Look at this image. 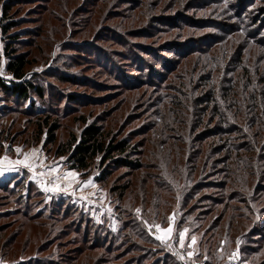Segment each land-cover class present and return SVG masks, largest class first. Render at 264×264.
I'll return each instance as SVG.
<instances>
[{
	"label": "rangeland",
	"instance_id": "rangeland-1",
	"mask_svg": "<svg viewBox=\"0 0 264 264\" xmlns=\"http://www.w3.org/2000/svg\"><path fill=\"white\" fill-rule=\"evenodd\" d=\"M5 1L0 0V14ZM64 1L25 0L12 8L11 16L19 18L21 28L10 33L21 32L24 28L33 31L31 42L16 45L18 51L25 52L34 63L26 79L42 74L46 78L43 84L48 89L54 87L57 90V97L47 94L45 102L52 98L57 105H53L54 109L48 113L31 115L25 112L26 105L11 103L7 110L5 103L0 102V157L7 156L15 161L36 149L40 158L35 169L5 163L3 168L6 170L0 171V184L8 185L7 189L0 188V225L3 229L0 242L11 241L10 245L6 243L5 249H0V264H251L250 260L255 261L253 264H264V255L256 254L261 237L255 235L261 233L264 214L257 217L258 223L256 221L255 227L245 235L241 229L231 238L223 237L228 220L222 214L229 216L231 210L224 208L221 212L223 205H220L222 207L219 206L218 211H211L208 204L220 200V195L227 198L233 194L214 187L195 190V179L202 174H196L192 182L193 176L183 175L179 168L177 175L170 173L165 165L175 164L176 152H170L168 148L172 145L174 150L181 142L177 135L172 136L173 133L163 126L178 122L174 118L180 110L172 103L161 104L158 109L152 106L156 100L153 94L162 76L166 79L170 74L166 71L177 59L178 52L192 51L190 60L178 62L179 69L187 63L184 65L186 72L192 70L200 76L210 70L223 72V76L215 74L219 82L212 80L217 90L212 103L216 107L212 109L225 117L223 113L229 112L230 94L223 91L222 85L225 80L240 78L242 70H235L239 58L233 53L236 50L241 52L244 42L234 47L228 44L227 55L221 57L203 52L216 37L222 38L223 32L229 30H243L237 38L244 36L257 43L248 52L245 74L252 77V88H259L254 80L264 83V29H261L257 18L260 9L264 8V0H107L116 8L115 15L111 17L110 6H101L100 3L99 8H104L103 16H106L101 17L97 27L90 31L81 26L82 14L69 18L67 11L62 14L60 7L64 6ZM87 1L93 2L83 0L80 3L83 4L78 5L86 8L84 11L89 5ZM94 1L98 5L99 1ZM38 4L42 6H36ZM65 6L70 10V2ZM141 11H144V16L146 14L145 19ZM129 15L138 17L142 26L134 27L132 21L123 19ZM238 17L243 25L235 20ZM103 19L101 24L104 25L100 27ZM168 22V33L161 34L165 31L161 28ZM248 22L252 25H247ZM159 28L163 31L158 35L141 37L143 31L155 34ZM74 30H78L77 34L73 33ZM4 41L0 35V77L9 79L5 71L7 54ZM159 51L161 53H157ZM215 61L220 62V70L213 63ZM54 72L74 77L78 83L61 82L52 76ZM208 77V73L202 76L198 91H192L193 102L202 94ZM68 95L75 96L76 101L68 103ZM81 101L87 102L79 105ZM47 106L45 104V109ZM198 108L196 103H191L187 116ZM165 109L168 112H164ZM210 110L211 107L202 118L203 125L209 116L212 120ZM46 114L57 127L55 145L44 143L45 131L39 140L36 136L37 121L44 119ZM187 116L184 115L182 120L190 125L193 116L190 119ZM244 116H248L245 110L235 123L239 125L242 122L240 118ZM80 118H85L86 124L104 128L111 136H117L116 139L130 141L134 149L139 150L134 158L139 160L142 169L135 173L123 168L110 169L106 180L100 183L95 181L101 172L99 157L85 171L69 170L67 156H57L55 151L58 147L66 148L71 135L76 139L79 137L85 125ZM17 148L21 149L19 154L15 151ZM52 167L57 171L44 177L39 175ZM161 169L162 179L160 177L156 182L152 176L156 175L155 172L159 174ZM69 171L79 173L71 183L64 179ZM216 179L210 169L200 178L206 184H214ZM88 180L95 187H81ZM155 183L158 184L159 195L150 192V189L155 191ZM53 184L58 185L59 190H53ZM122 186L128 187L119 197L121 190L117 188ZM262 205L264 208V203ZM138 208L139 213L136 211ZM204 212L208 214L205 215L206 222L197 225L193 219L202 218L197 214L203 215ZM169 216H174L173 239L165 245L155 238V228L149 229L147 224L155 222L167 228ZM208 223L220 224L215 226V230L222 233L219 239L207 231L212 228L206 229L205 224ZM183 229H188V232L185 234V246L181 248L178 233ZM239 234L241 237H237ZM192 236L196 237V243L188 248ZM210 241H220L212 250L216 252L212 258L206 254ZM189 251L193 252L191 257L187 255ZM180 256L184 258L180 259Z\"/></svg>",
	"mask_w": 264,
	"mask_h": 264
},
{
	"label": "trees",
	"instance_id": "trees-1",
	"mask_svg": "<svg viewBox=\"0 0 264 264\" xmlns=\"http://www.w3.org/2000/svg\"><path fill=\"white\" fill-rule=\"evenodd\" d=\"M22 1L25 0H6L1 7L0 35L5 39L4 50L5 54H7L5 71L10 78L5 79L0 77V102L5 103L4 105L7 107V110L8 108H11V103H14L16 105H26L27 107L25 108V112L30 113L31 115L36 114L37 112H40V114L48 113V111L54 109L53 105H57V103L55 104L53 102H56V100L52 101L51 98L57 97V90L54 87H49L48 89L43 84V79L46 78H43L42 74H35L32 78L26 79L27 73L31 65L34 63L25 52H19L18 48H16L17 44L23 45L25 42H31L33 31L31 29L24 28V30H20L21 32L10 33V31L16 28H21L19 18L11 15L12 8L15 5L21 4ZM46 1L47 0H43V2ZM82 1L83 0H65L63 2L64 6L60 7V9L62 10V14L67 11V18L75 16L76 14H82L80 15L83 18V25L81 26H85L87 31H90L93 27H97L101 17L106 16H103L105 13L104 8H99L100 3L101 6H110L111 9L109 11V15L111 17L115 15L114 11L116 8L113 4H109V1L107 0H97L99 1L98 5H96L94 0L92 3L87 1L89 5L86 11L83 10L86 8L78 6L83 4H80ZM66 2H70V10H68L67 6H65ZM36 6L41 7L42 4H38ZM112 9L114 10L111 11ZM77 10H79V12H76ZM135 11L136 8L131 12L134 13ZM141 14L144 16V11H141ZM54 17L58 18L56 16ZM145 17L146 14L144 19ZM123 19L132 21V26L134 27L142 26L139 18H136L134 15H129ZM258 19H260L261 29H264V8L260 9L257 20ZM104 20L105 19L100 22V27L104 25L101 24ZM235 20L242 25L244 24L242 23V19L239 17L235 18ZM250 21L252 23L253 18ZM251 23L248 22L247 25H252ZM168 25H170L169 22L161 28L165 31L160 30L159 28V30H156L155 34L143 31L141 33V37L147 36V38H151L152 36L158 35L159 31H163L161 34H165V32L168 33ZM76 31L78 30H74L73 33L77 34L75 33ZM242 32L243 30H229V32H223V37H216L212 41V44L207 47V50L203 52H212L213 54L221 57L223 55H227L226 51L229 47L228 44H231V46L234 47V45L238 46L241 41L244 42L242 51L240 52L236 50L233 53L234 57L239 58L237 65L235 66V70H242L240 78L237 79L234 77L231 80H225L222 85V88H224L223 91H228V94H230V102L227 107L229 112L228 114L221 112V114L223 113L226 115L225 117L221 116L219 112L217 113L215 108L212 109L213 107H216L213 105V101H215L213 100V96L215 98L214 94L217 93L216 86L212 84V80L219 82V79L215 76V74L217 73L218 76H223V72L210 70L200 76L198 73L196 74L195 72H192V70L186 72L184 65L187 63L183 65V68L179 69L180 65H178V62L180 60H190L193 55L192 51L188 53L184 50L178 52L177 59L166 71V73L170 71V74L166 77V79H163L164 76H162L163 78L161 77L162 79L159 83L160 85L157 87L155 94H153L155 95L156 100L154 103L152 102L154 109H158L161 104L169 105L172 103V106H175L180 110L174 118V120L178 122L171 123V126H163V128H166V130L169 129L171 133H173L172 136H174V134L177 135V140L179 139L181 142L178 146L174 147V150L172 145L168 148L170 152H176V156H174L176 159L175 164L165 165V167L169 169L170 173H175V175H177L176 173L179 168L181 169L183 175H192L193 182L196 174H202L203 176L204 173L210 169L213 176H216L217 178L216 182L214 184H206V182L200 180L201 176L198 179H195V190L199 191L208 187H214L218 191L228 190L233 194L227 198L220 195V200L210 201L212 204H208L209 207H211V211H218L216 209L222 207L220 205H223V208L220 210L221 212L224 208H229L231 210L232 214L229 216L222 214L224 219L228 220V224L226 223L225 225L226 232L225 235H223L225 238H231L233 235H236L239 231H241V229L245 231L243 232V235H245V233L255 227L257 217L264 214V210H260L264 209L261 208V206H263L262 203H264V184H261L264 183V149H262V146L264 145V83L259 79L257 81L254 80L259 87L254 89L252 88V85L254 86V82L251 80L252 77H246L247 74H245V70L246 61H248L247 55H250L248 52L254 46L253 44L257 43L251 42L250 38H246L244 36L237 38L242 34ZM26 47L30 46L27 45ZM157 53L161 52L159 51ZM131 54L134 59V53L131 52ZM213 63L217 64V68L219 70L221 69L220 62L215 61ZM176 65L178 66L175 69H172ZM171 70L173 72H171ZM207 73L209 77L208 80H206V87L202 94L200 93L198 98H194L193 102L192 91H198L197 86L199 85L201 77L205 74L207 75ZM52 76L56 77V79L61 82H67V84L78 83V81L75 82L74 77L60 75L57 72H54ZM82 83L84 82L82 81ZM47 94L51 96L48 103L45 102ZM74 97H72V95H68L66 99L67 102L71 103L70 101H73L74 103L76 101ZM84 102L81 101L79 105ZM191 103H196L199 108L198 110H195L192 115L189 114V116H187ZM45 104H48L46 109ZM87 105H89V103ZM218 105H220V103H218ZM218 105L217 110L220 111ZM203 107L206 108L202 110ZM209 107H211L209 115H212V120H209V116L206 123L203 125L202 118L206 113H208ZM244 110L248 116L240 118L242 122H239L238 125L235 121ZM200 111L201 114L199 113ZM164 112H168V110L165 109ZM184 115L189 117V119L190 116H193V119H191L192 123L190 125L183 122L182 118ZM49 116L50 115L46 114L44 119L37 121L36 127L38 133L36 136L39 140L40 136L45 131L44 143L55 145V132L57 131V127L54 122L49 121ZM162 119L164 118L162 117ZM225 120L230 123L229 126H227L228 122L224 123ZM80 121H82L85 125L79 137L76 139L73 135H71L70 140L67 142V147H58L55 151L57 156H67L69 170L85 171L89 168L91 162L95 158L99 157V168L101 172L100 176L95 178V181L100 183L106 180L105 177L110 173V169L123 168L133 173L142 169V166L139 164V160L134 158L139 150L138 148L134 149L132 144H130V141L126 139H116L117 136H111L110 132H106L104 128H101L98 125L86 124L85 118H80ZM170 139L174 140L173 138ZM208 141L210 142L208 143ZM215 142H218V144L214 145ZM245 155L249 156L246 157ZM155 169H158V167H155ZM160 171V175L155 172L156 175L153 174L152 176L153 180L156 182L160 180V177L162 179V169ZM144 176L148 181H150L146 174ZM15 182L16 181H14V183ZM5 185L6 187H4ZM157 185L158 184L155 185V191L150 189V192L159 195ZM0 186V188H8L7 184H0ZM127 187L128 186H122L117 188L121 190L118 192L119 197H122V193L127 189ZM193 210H195V208L192 209V211ZM205 215H208L207 212H204L203 215L197 214V216H201L202 218H196L193 219V221L197 223V225H203V223L206 222ZM205 225L206 229L212 227L207 231L211 232L213 238L214 236H216L217 239L220 238L222 233L215 230V226L220 224L212 225V223H208ZM245 226L246 229L244 228ZM260 226L261 233L255 234L258 235L259 238L261 237L258 241L259 245L256 248V254L264 255V222H262ZM1 230L3 229L0 225V231ZM237 237H241V235L239 234ZM220 241L215 243L213 241L209 242L206 253L209 257L212 258L215 256L216 252L212 250L216 249ZM6 243L10 245L11 241L4 240V242H0V249H5ZM212 245L213 247L211 248ZM254 262V260H250L251 264Z\"/></svg>",
	"mask_w": 264,
	"mask_h": 264
},
{
	"label": "snow or ice",
	"instance_id": "snow-or-ice-1",
	"mask_svg": "<svg viewBox=\"0 0 264 264\" xmlns=\"http://www.w3.org/2000/svg\"><path fill=\"white\" fill-rule=\"evenodd\" d=\"M18 154L21 152V149L17 148L15 150ZM38 150L33 149L31 153H24L23 154V158L22 159H17L15 161L10 160L7 156L4 157H0V171L2 170H6L3 168V165L6 163L7 165H12V166H17V165H24L26 167H28L29 169H35L36 165H37V161L40 159L36 153ZM63 159V158H61ZM41 167H43V164L41 163ZM57 169L55 167L49 168L48 172H41L39 173V175L41 177H44L45 175H47L48 173H53L56 172ZM79 176V173L76 172H71L69 171L68 173L65 174L64 179L68 180L69 183L73 182L77 177ZM60 177H56V179H59ZM91 185L92 187H95L94 184H92L91 180L88 181H84L83 184L81 185V187L83 186H88ZM53 190H59V186L53 184ZM84 198V197H82ZM109 211H111V209H109ZM136 211L139 213L140 209H136ZM168 226L167 228L162 227L160 224H157L155 222H153L152 224H147V222H145L147 224V227L149 229L155 228V233H153L155 235V238L157 240H159L162 244L167 245L168 241L170 239H173V220H174V216H169L168 218ZM188 232V229H183L181 231H179L178 233V241H179V245L181 248H183L185 246V234ZM196 243V237L192 236L191 237V242L187 245L188 248H192V246ZM239 243V241H238ZM187 255L189 257H191L193 255V252L189 251L187 253ZM236 253H233V256H235ZM180 259H183V256L179 257ZM231 259V257H230Z\"/></svg>",
	"mask_w": 264,
	"mask_h": 264
}]
</instances>
